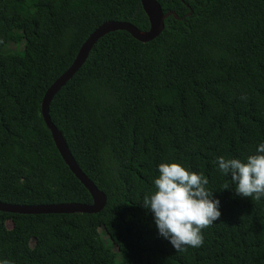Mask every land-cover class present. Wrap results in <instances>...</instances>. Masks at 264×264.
I'll return each mask as SVG.
<instances>
[{"label":"trees","instance_id":"1","mask_svg":"<svg viewBox=\"0 0 264 264\" xmlns=\"http://www.w3.org/2000/svg\"><path fill=\"white\" fill-rule=\"evenodd\" d=\"M159 34L99 37L48 103L79 170L105 196L93 213L0 211L11 264H264V198L235 194L219 156L264 143V0H155ZM145 31L139 0H0V202L90 204L39 112L47 86L104 21ZM21 42L10 52L9 43ZM203 173L220 218L176 252L143 206L161 163ZM225 184L230 189H223ZM107 238V244L102 239ZM112 246L114 248H112Z\"/></svg>","mask_w":264,"mask_h":264},{"label":"clouds","instance_id":"2","mask_svg":"<svg viewBox=\"0 0 264 264\" xmlns=\"http://www.w3.org/2000/svg\"><path fill=\"white\" fill-rule=\"evenodd\" d=\"M219 170L231 176L235 194L244 198H264V143L246 161L219 156ZM154 180L156 191L143 198V206L154 214L158 234L168 239L176 252L203 244L202 230L216 222L221 212L219 199L206 188L203 173L190 172L181 164L161 163ZM223 189H230L225 184ZM0 264H11L9 260Z\"/></svg>","mask_w":264,"mask_h":264},{"label":"water","instance_id":"3","mask_svg":"<svg viewBox=\"0 0 264 264\" xmlns=\"http://www.w3.org/2000/svg\"><path fill=\"white\" fill-rule=\"evenodd\" d=\"M140 6L147 17L148 28L145 31L138 30L130 23L125 21H104L94 28L78 47L72 61L45 89L40 99L39 112L45 127L48 129L53 144L59 153L62 161L68 167L70 172L88 191L91 202L83 203H53V204H10L0 202V211L21 213V214H38V213H73L84 212L93 213L99 211L105 202L104 194L98 190L95 185L79 170L70 155L60 133L49 120L47 114L48 103L54 93L73 75V73L84 62L88 51L94 42L107 32L114 30L126 31L136 40L145 42L156 37L163 27V19L171 14L174 18L176 15L172 11L162 12L160 6L155 0H139Z\"/></svg>","mask_w":264,"mask_h":264},{"label":"rangeland","instance_id":"4","mask_svg":"<svg viewBox=\"0 0 264 264\" xmlns=\"http://www.w3.org/2000/svg\"><path fill=\"white\" fill-rule=\"evenodd\" d=\"M20 48H21V42H19V43H17V44H15V43H9V44H7L6 47H5L6 51H7V52H10V54H9V57H10V58L13 57V52H14L15 50H19ZM9 226H10V223H9L8 221H4V222L2 223V225L0 224V227H9ZM102 239L105 241L106 244L108 243V242H107V238H106L105 235H102ZM112 248H114V247L112 246Z\"/></svg>","mask_w":264,"mask_h":264}]
</instances>
